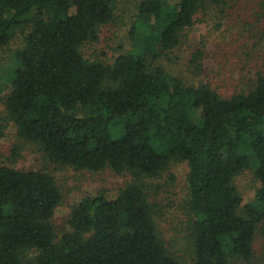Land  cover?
Returning <instances> with one entry per match:
<instances>
[{
	"label": "trees",
	"instance_id": "trees-1",
	"mask_svg": "<svg viewBox=\"0 0 264 264\" xmlns=\"http://www.w3.org/2000/svg\"><path fill=\"white\" fill-rule=\"evenodd\" d=\"M128 1L130 35L142 30L147 42L103 61L81 47L97 41L122 0H0V50L28 28L4 100L17 136L57 165L129 176L115 196L100 191L73 204L70 229L58 236L54 177L0 165V264H183L146 193L147 179L173 161L187 165L191 264H253L257 237L264 247V69L227 97L168 74L160 58L199 10L225 0ZM249 168L259 186L244 204L234 178Z\"/></svg>",
	"mask_w": 264,
	"mask_h": 264
},
{
	"label": "rangeland",
	"instance_id": "rangeland-1",
	"mask_svg": "<svg viewBox=\"0 0 264 264\" xmlns=\"http://www.w3.org/2000/svg\"><path fill=\"white\" fill-rule=\"evenodd\" d=\"M134 5L133 1L122 0L115 6L114 21L100 27L97 41L81 47L84 57L111 61L131 50L133 43L147 42V33L142 30L137 31L134 41L130 35ZM27 31L26 27L14 31L0 50V165L44 170L54 177L61 190V201L54 209L52 223L60 236L70 229L73 204L100 191L115 196L129 176L116 175L108 168L91 172L57 165L45 160L35 144L17 136L15 125L5 117L4 100L11 88L13 54L23 46ZM197 52L199 55L193 61ZM159 62L168 74L187 83L209 82L223 97L245 90L255 73L264 69V9L260 0H225L221 7L207 4L193 16L191 26L181 31L178 45ZM186 173V162L173 161L159 177L147 179L146 193L154 206V220L165 246L181 263L191 264ZM234 184L241 193L242 203L255 199L259 183L253 168L236 175ZM262 241L259 237L254 241L253 264H264Z\"/></svg>",
	"mask_w": 264,
	"mask_h": 264
}]
</instances>
